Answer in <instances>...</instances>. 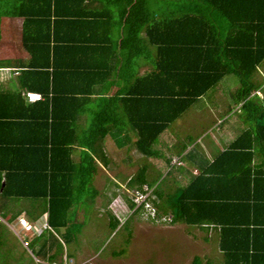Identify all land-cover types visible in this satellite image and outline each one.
<instances>
[{"label": "trees", "instance_id": "16d2710c", "mask_svg": "<svg viewBox=\"0 0 264 264\" xmlns=\"http://www.w3.org/2000/svg\"><path fill=\"white\" fill-rule=\"evenodd\" d=\"M4 18L22 20L29 59L0 60L17 74L0 86V214L46 220L28 244L40 264L77 245L99 167L112 163L108 138L151 162L127 182L132 215L149 216V204L151 221L215 231L221 264H264V0H0ZM229 75L244 129L212 160L195 161V147L181 157L189 145L167 131ZM27 92L43 100L28 103Z\"/></svg>", "mask_w": 264, "mask_h": 264}, {"label": "rangeland", "instance_id": "374dc122", "mask_svg": "<svg viewBox=\"0 0 264 264\" xmlns=\"http://www.w3.org/2000/svg\"><path fill=\"white\" fill-rule=\"evenodd\" d=\"M239 87V78L229 75L202 97L167 131L173 145L185 144L198 150L207 141L212 145L210 137L213 133L223 135L229 132L231 135L237 130L235 134L240 133L239 128L243 130L244 126L239 110H233L237 105H234L232 96ZM216 145L223 148L224 143L221 141ZM105 148L112 163L108 168L99 167L95 187L100 195L89 210L77 245L66 247L62 259L54 264H192L195 256H199L203 264L223 262L216 234L210 233L207 242L203 231L185 224L172 225L168 217L151 221L140 214L132 215V210L125 203V194L128 197L131 194L126 187L127 182L139 168L151 162L144 160L133 147L129 151L118 149L110 138L106 139ZM167 152L174 154L177 149H167L165 156ZM163 160L159 158L156 162ZM108 213L120 221L115 231L109 227ZM21 217L28 220L25 214ZM126 221L130 226H124ZM20 237L5 228L0 264H40V259L32 253L33 249L25 248Z\"/></svg>", "mask_w": 264, "mask_h": 264}, {"label": "crops", "instance_id": "0c3cea01", "mask_svg": "<svg viewBox=\"0 0 264 264\" xmlns=\"http://www.w3.org/2000/svg\"><path fill=\"white\" fill-rule=\"evenodd\" d=\"M21 34H22V20L21 19H9V18L0 19V60L27 61L29 59L28 53L22 50L20 46ZM12 69L14 68L0 69V86H3V87H13L14 86L13 83L11 84V81L16 78L17 74L13 73ZM256 78L259 82H264V63L259 68ZM258 96L261 99H264V85L262 87V90H260V92L258 93ZM227 133L228 132H224L223 135L218 134V133L217 134L213 133L210 137L211 138L210 142L212 143V145L209 143V141H207L204 146H202L201 148L198 147V153H197L198 157L197 156L195 157V159H197L195 161H199L200 159L198 160V158H200V156L201 158L207 157L209 160H212L213 152L217 153L218 151H222L225 148L226 142L228 140L230 142L231 140H233L239 135V133L235 134L237 133L235 132L234 134L228 136ZM221 141L222 143H224L223 148H220L218 145H216V144H219V142ZM215 145H216V148H214ZM192 148L193 147H190V148L188 147V149L181 155V157L185 156L189 151L192 150ZM174 158H177V156L175 155ZM191 171L194 174L197 173L194 167H191ZM198 230H201V229H198ZM201 231H203L205 234V237H204L205 241L207 240L209 241L208 235H210V233H214L217 235V233L213 230L209 232L205 230H201Z\"/></svg>", "mask_w": 264, "mask_h": 264}, {"label": "built area", "instance_id": "2783aa9c", "mask_svg": "<svg viewBox=\"0 0 264 264\" xmlns=\"http://www.w3.org/2000/svg\"><path fill=\"white\" fill-rule=\"evenodd\" d=\"M23 97L28 103H35L43 100V96L41 94L33 92L23 93ZM146 198V196H142L141 194H139L135 199L136 208H138L146 200ZM145 207L148 210L149 216L148 214H145L143 218H146V220H150V217L152 218V220L155 219L156 216L154 208L152 206H149V204H147ZM0 224L5 225L14 233V235L18 237H20L21 234H24L23 237H20L19 239L23 246H25V248H27L28 250V244L32 239L41 236L46 230L50 229L45 219H40L37 222L33 223L27 220L25 217H19L15 221L10 222L7 218L1 216V214ZM15 227L19 230L17 231Z\"/></svg>", "mask_w": 264, "mask_h": 264}, {"label": "clouds", "instance_id": "9594fccd", "mask_svg": "<svg viewBox=\"0 0 264 264\" xmlns=\"http://www.w3.org/2000/svg\"><path fill=\"white\" fill-rule=\"evenodd\" d=\"M41 219H44V218H41Z\"/></svg>", "mask_w": 264, "mask_h": 264}]
</instances>
